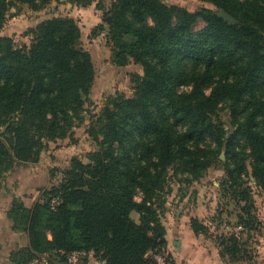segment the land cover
Instances as JSON below:
<instances>
[{
	"label": "trees",
	"instance_id": "16d2710c",
	"mask_svg": "<svg viewBox=\"0 0 264 264\" xmlns=\"http://www.w3.org/2000/svg\"><path fill=\"white\" fill-rule=\"evenodd\" d=\"M54 1L0 0V33L16 4L40 11ZM93 1L68 0L83 8ZM198 1L211 7L190 12L163 0L98 6L96 30L107 29L113 65L133 62L143 75L133 77L132 96L108 98L97 115L86 111L96 70L73 19L42 22L27 47L0 37V194L21 180L29 181L24 194H41L32 208L12 198L7 219L28 244L12 250L8 264H69L75 253L84 254L82 264L89 255L104 264H175L162 223L167 184L200 180L220 163L238 225L256 226L248 180L264 194V0ZM222 10L238 24L218 17ZM81 126L96 145L87 162L73 157L58 184L50 172L49 187L47 173L30 177L49 144ZM191 229L208 233L196 219ZM217 243L228 264L247 255L235 234Z\"/></svg>",
	"mask_w": 264,
	"mask_h": 264
},
{
	"label": "rangeland",
	"instance_id": "374dc122",
	"mask_svg": "<svg viewBox=\"0 0 264 264\" xmlns=\"http://www.w3.org/2000/svg\"><path fill=\"white\" fill-rule=\"evenodd\" d=\"M168 5L182 7L195 12L204 7H211L198 0H163ZM113 0H94L87 8L78 7L68 0L54 1L43 10L33 11L28 5L16 4L8 14L7 22L0 33V37H9L18 48L31 45V33L39 24L54 18H71L81 29L80 47L91 54L96 78L94 87L86 104V111L97 115L104 107L108 98L116 94L130 97L134 93L132 79L136 75H143L141 66L130 62L126 67H116L111 61L110 48L107 46V29L102 33L96 27L101 24L103 11L110 9ZM204 27L200 22L198 30ZM227 113H221L225 122L229 121ZM96 149V145L87 133V126H81L74 131L73 138L57 143H50L43 153L38 166H31L34 175L41 167L48 177L55 172L53 184H58L61 173L69 166L73 157L77 156L84 162L89 153ZM223 153V152H222ZM222 162L226 161L221 159ZM40 169V168H39ZM31 174V175H32ZM48 179V178H47ZM226 179L223 165L220 163L210 168L204 177L197 181H169L166 187L163 225L173 227L179 224L180 242L177 247L171 246L178 260H197L209 258L222 260L219 256L217 238L220 236L237 235L247 255L239 264H264V194L256 186L255 180H248L252 190L255 210L253 215L257 224L251 231H243L238 225V215L241 213L229 194L223 190V181ZM47 180V184H48ZM140 199L138 198V201ZM262 210V212H261ZM138 221L139 217L133 215ZM196 219L208 228L206 235H195L191 229V220ZM172 260L173 256L168 253ZM84 258L81 259V264ZM228 264L229 259H225Z\"/></svg>",
	"mask_w": 264,
	"mask_h": 264
},
{
	"label": "crops",
	"instance_id": "0c3cea01",
	"mask_svg": "<svg viewBox=\"0 0 264 264\" xmlns=\"http://www.w3.org/2000/svg\"><path fill=\"white\" fill-rule=\"evenodd\" d=\"M38 166V165H37ZM34 167V166H33ZM67 166L66 168H68ZM40 168V169H39ZM37 169V173L39 172H45L43 169L41 170V167ZM31 169V168H30ZM29 175L32 174L31 170L28 171ZM34 173L30 176L32 177ZM48 184L47 186H50V177H48ZM28 180H21L16 181L13 183V188L10 194L6 197H3L2 194H0V264H8L9 261V255L18 245L19 246H26L28 244V239L25 236L18 235L15 232L12 231L11 224L7 219V211L9 210L11 201L13 197L21 199L27 208H32L35 203H37L40 199V192L34 191L30 194H24L22 192V188L24 185H28ZM264 200V199H263ZM262 212V210H261ZM263 216H264V209H263ZM180 234L181 231L179 230V224H174V226L166 227V240L168 242V253H170L173 258L175 264H224V261L217 260L216 258L214 260H210L209 258H199L197 260H178L176 254L171 250V246L177 247L181 244L180 242ZM85 264H104L96 260L93 255H89L87 257V260Z\"/></svg>",
	"mask_w": 264,
	"mask_h": 264
},
{
	"label": "built area",
	"instance_id": "2783aa9c",
	"mask_svg": "<svg viewBox=\"0 0 264 264\" xmlns=\"http://www.w3.org/2000/svg\"><path fill=\"white\" fill-rule=\"evenodd\" d=\"M84 257V254L75 253L70 257L69 264H81V259ZM160 264H166L163 260H158ZM31 264H48L46 258L40 260H35Z\"/></svg>",
	"mask_w": 264,
	"mask_h": 264
},
{
	"label": "water",
	"instance_id": "95a60500",
	"mask_svg": "<svg viewBox=\"0 0 264 264\" xmlns=\"http://www.w3.org/2000/svg\"><path fill=\"white\" fill-rule=\"evenodd\" d=\"M218 17L222 18L224 21L229 22L231 24H238V21L234 17H232L223 10L218 13ZM221 159L225 160V152L222 153Z\"/></svg>",
	"mask_w": 264,
	"mask_h": 264
}]
</instances>
